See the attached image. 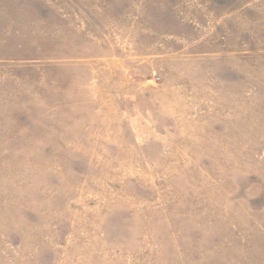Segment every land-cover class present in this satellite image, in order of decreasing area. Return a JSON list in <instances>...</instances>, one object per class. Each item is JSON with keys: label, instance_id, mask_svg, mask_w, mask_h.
Wrapping results in <instances>:
<instances>
[{"label": "rangeland", "instance_id": "374dc122", "mask_svg": "<svg viewBox=\"0 0 264 264\" xmlns=\"http://www.w3.org/2000/svg\"><path fill=\"white\" fill-rule=\"evenodd\" d=\"M0 264H264V0H0Z\"/></svg>", "mask_w": 264, "mask_h": 264}]
</instances>
